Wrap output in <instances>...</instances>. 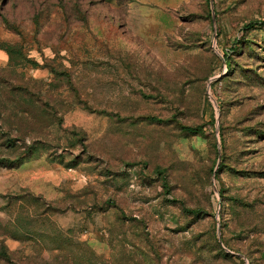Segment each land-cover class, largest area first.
I'll use <instances>...</instances> for the list:
<instances>
[{"label": "rangeland", "instance_id": "374dc122", "mask_svg": "<svg viewBox=\"0 0 264 264\" xmlns=\"http://www.w3.org/2000/svg\"><path fill=\"white\" fill-rule=\"evenodd\" d=\"M0 116V264H264V0H0Z\"/></svg>", "mask_w": 264, "mask_h": 264}, {"label": "trees", "instance_id": "16d2710c", "mask_svg": "<svg viewBox=\"0 0 264 264\" xmlns=\"http://www.w3.org/2000/svg\"><path fill=\"white\" fill-rule=\"evenodd\" d=\"M250 26H254L253 23H251ZM13 94L16 97L18 96V100L20 99L19 102L21 103V105L24 106V102L26 103V105L24 106L25 109H22V111H21L24 113V115H26V114L29 115V112L34 111V117H35L36 121H40L42 118H45V117L56 118V116H57L56 115L57 114L56 108L53 105H51L49 99L47 97H44V95L40 94L38 91H35L34 89H32L31 86H29V85L28 86L27 85L15 86L14 85ZM18 100L15 99V100H13V102L16 103L18 105V107H22L18 103ZM29 109H33V110H29ZM30 115H29V117H30ZM0 118L2 119V116H0ZM31 121H33V120H31ZM183 129L189 133H192V134H196V133L200 132V127H198V126H184ZM16 140H19V139L13 138L9 134L6 137V143L9 146H14ZM34 144L35 143L32 142L30 144L25 145L24 155L22 157L21 156L19 157V160L17 161V163L18 162L20 163L23 159H25L31 155L32 150L35 147ZM14 162L15 161H13L12 163L9 162V164L12 165Z\"/></svg>", "mask_w": 264, "mask_h": 264}]
</instances>
